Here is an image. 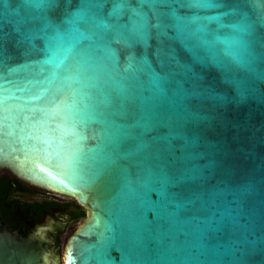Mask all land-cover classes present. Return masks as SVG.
<instances>
[{
    "label": "water",
    "instance_id": "1",
    "mask_svg": "<svg viewBox=\"0 0 264 264\" xmlns=\"http://www.w3.org/2000/svg\"><path fill=\"white\" fill-rule=\"evenodd\" d=\"M90 2L0 0V174L85 208L61 264H264V0H169L159 29L127 0L132 43ZM43 249L0 232V264Z\"/></svg>",
    "mask_w": 264,
    "mask_h": 264
},
{
    "label": "flooded vegetation",
    "instance_id": "2",
    "mask_svg": "<svg viewBox=\"0 0 264 264\" xmlns=\"http://www.w3.org/2000/svg\"><path fill=\"white\" fill-rule=\"evenodd\" d=\"M62 198L31 188L10 173H1L0 232L21 238L32 236L44 248L46 264H56V256L61 264L62 252H58L60 248L63 251L62 241L70 222L85 216V208L76 200Z\"/></svg>",
    "mask_w": 264,
    "mask_h": 264
},
{
    "label": "snow or ice",
    "instance_id": "3",
    "mask_svg": "<svg viewBox=\"0 0 264 264\" xmlns=\"http://www.w3.org/2000/svg\"><path fill=\"white\" fill-rule=\"evenodd\" d=\"M139 4L143 6L144 4H150L153 7V13L157 17V23L154 25L156 28H161V24L159 23V18L162 13L156 10V5L167 3L169 0H138ZM186 5L191 8H204V7H214L215 5L212 3V0H184ZM47 5V3L43 5L37 4V7L43 8ZM90 0H85L84 7H91ZM127 10L132 13V17L130 18L131 28L127 25H116L112 26L114 29L118 28L119 32L117 33L124 39L126 43H132L135 41H143L149 34V29L153 27L150 22L149 16L144 13L142 10L138 11L136 9H131L128 7L127 0H113V8L110 13L111 16L119 18L124 11ZM174 17V24L172 27L176 29L177 35L181 38L184 37H195L197 33L203 32L202 27H197L193 29L192 25H197L199 21V17L191 16V17H178L175 16V13H171ZM108 27V26H106ZM227 51V48L225 49ZM79 70L73 67H68L66 72L68 73L66 79H75L73 75L74 72H78ZM3 99L0 98V107H2Z\"/></svg>",
    "mask_w": 264,
    "mask_h": 264
},
{
    "label": "rangeland",
    "instance_id": "4",
    "mask_svg": "<svg viewBox=\"0 0 264 264\" xmlns=\"http://www.w3.org/2000/svg\"><path fill=\"white\" fill-rule=\"evenodd\" d=\"M37 196H39V194H36ZM62 199H65V200H70V201H73L72 199H70V198H67V197H64V198H62ZM74 207H77V205H73ZM83 216H80V217H78L77 219H75V220H73V221H71L70 222V226H69V228H68V230L66 231V233H65V237H67L68 236V234L73 230V228L75 227V225L80 221V219L82 218ZM67 235V236H66ZM66 238H64V240H65ZM63 240V241H64ZM62 241V244H64V242ZM61 252H62V248H60L59 249V252H58V254H61Z\"/></svg>",
    "mask_w": 264,
    "mask_h": 264
}]
</instances>
